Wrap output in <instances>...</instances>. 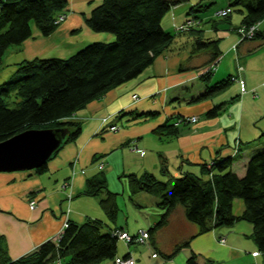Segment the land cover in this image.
Returning a JSON list of instances; mask_svg holds the SVG:
<instances>
[{
    "label": "crops",
    "instance_id": "obj_1",
    "mask_svg": "<svg viewBox=\"0 0 264 264\" xmlns=\"http://www.w3.org/2000/svg\"><path fill=\"white\" fill-rule=\"evenodd\" d=\"M101 2L67 0L65 8L59 12L66 15L65 19L48 35H43L33 26L31 37L9 46L4 52L0 83L15 73L22 60L66 57L89 42L111 40L114 37L112 33L95 31L87 24L92 9ZM208 2L203 1L205 4ZM215 2L219 6L211 15L228 8V0ZM173 7L171 22L167 13L162 19L166 30H178V26L190 18L199 23L195 26L197 28H202L201 23L205 21L212 22L210 18L206 19L207 13L187 18L191 6L189 10L182 3ZM229 21L238 36L226 33L229 41L225 46L227 53L223 56L221 53L217 66H213V73L215 77L224 78L231 74L243 79L245 91L237 80L236 90L226 96L189 103V96L205 88L203 80L201 87L194 86V83L209 66V55L204 51L193 52L192 36L179 32L183 35L178 39L176 35L173 44L138 76L111 88L70 116L82 123V131L47 162L45 171H0V234L11 258L25 255L44 240L56 239L66 215L78 223L89 217L99 218L106 222L104 231L120 229L131 234L155 224L162 213L157 205L158 195L146 191L132 193L127 179L121 177L124 173L150 171L165 179L161 172V161L165 159L174 176L184 171L201 174L202 163L210 165L215 157L227 155L238 156L232 168L239 175L244 173L245 164L253 152L245 151L244 145L251 147L254 144V148L264 135V45L257 39H241L237 29L240 15L236 17L231 11ZM234 21L239 24H234ZM214 24L216 29L225 28L218 19ZM257 29L264 31V19L258 23ZM220 50L222 52L221 47ZM256 54L262 59L256 60ZM225 56L228 62L223 66ZM237 94L240 96L229 103L228 100ZM224 101H228L225 109L217 116L205 115L213 105ZM129 110L134 114L148 110L160 113L156 117H134L127 113ZM120 111L123 113L118 115ZM171 116H175L174 122L178 120L177 116L186 118L178 123L179 133L156 135L153 131L155 126ZM192 116L198 117L194 123L189 120ZM103 117L107 119L103 120ZM112 124H117L118 128L110 129ZM246 141L249 142L244 144ZM234 145L237 151H234ZM101 170L106 174L109 188L118 193L119 211L114 222L108 219L101 206L100 195L83 193L87 178ZM31 199L37 202L33 208L29 206ZM242 209V203L236 200L235 210L239 213ZM251 232V223L238 221L233 226L199 233L198 225L187 219L184 208L177 205L169 213L167 221L148 237L144 246L136 242L127 243L120 238L122 248H117V257L129 255L134 258L132 264H187V257L194 251L199 254L202 264L206 257L218 264H264V253H253L257 245ZM185 241L189 244L176 250ZM166 254L172 256L167 257ZM53 264L63 263L58 260ZM99 264H115V259L109 258Z\"/></svg>",
    "mask_w": 264,
    "mask_h": 264
},
{
    "label": "trees",
    "instance_id": "obj_2",
    "mask_svg": "<svg viewBox=\"0 0 264 264\" xmlns=\"http://www.w3.org/2000/svg\"><path fill=\"white\" fill-rule=\"evenodd\" d=\"M184 1L102 0L92 9L87 24L95 31L112 33L111 40L89 42L66 57H34L19 62L15 73L0 83V141L31 128H64L66 135L60 148L75 140L82 131V123L70 116L111 88L138 76L156 56L173 44L177 33L166 30L162 19L173 6ZM203 1L209 2L205 4ZM215 1L199 0L197 9L191 6L189 13L205 10ZM66 4L67 0H0V65L9 46L20 44L33 35V26L43 35L52 33L59 25L56 17ZM228 4L230 11L224 16L229 20L232 10L242 13L241 28L257 26L264 19V0H228ZM218 11L210 18L214 27V15ZM203 31L195 26L190 28L192 51L206 52L209 55L207 64H213L222 53L220 38L206 37ZM250 39L260 40L264 45V31L257 29ZM212 74L213 67L210 66L199 75V79L205 81V88L191 95L188 102H199L224 91L235 78L228 74L209 84L206 81ZM239 96H232L229 103ZM228 101L216 103L205 115L217 116ZM121 113L123 111L118 115ZM127 113L134 117H156L160 111L134 114L129 110ZM174 118L171 116L159 123L153 129L154 133L160 137L178 134L180 126L176 122L186 118L177 116L175 122ZM256 149L246 162L242 175L232 168L237 155L217 156L210 165L202 163L201 174L184 171L174 176L165 159L161 161L165 179L150 171L122 174L132 193L146 191L159 197L157 205L162 213L160 219L146 229L149 236H153L167 221L169 213L181 205L187 219L198 225L199 233L233 226L241 220L250 222L256 251L264 253V146ZM47 162L35 171H45ZM83 193L100 195L108 219L116 220L118 193L109 188L103 170L87 178ZM236 200H242L243 209L239 213L235 210ZM105 225L106 222L99 218L89 217L81 223L69 219L58 238L44 240L18 258L8 255L1 235L0 264H53L58 260L63 264H99L109 258L115 259L120 238L113 233L114 229L104 231ZM187 244L189 241L179 244L176 250ZM186 263L202 264L199 254L194 251ZM204 264L218 263L206 257Z\"/></svg>",
    "mask_w": 264,
    "mask_h": 264
},
{
    "label": "water",
    "instance_id": "obj_3",
    "mask_svg": "<svg viewBox=\"0 0 264 264\" xmlns=\"http://www.w3.org/2000/svg\"><path fill=\"white\" fill-rule=\"evenodd\" d=\"M65 135L64 128H31L0 141V171L39 167L58 153Z\"/></svg>",
    "mask_w": 264,
    "mask_h": 264
},
{
    "label": "rangeland",
    "instance_id": "obj_4",
    "mask_svg": "<svg viewBox=\"0 0 264 264\" xmlns=\"http://www.w3.org/2000/svg\"><path fill=\"white\" fill-rule=\"evenodd\" d=\"M197 2H199V0H197ZM197 2L196 3H194L193 1H190V0H186V1H184V2H182V6H187V8H188V10H189V8H190V6H195V9H197V7H198V5H197ZM179 4H181V3H179ZM178 5V4H177ZM217 6H219V3L218 2H215V3H213V4H211L209 7H207L205 10H200V11H193V12H190V13H188L187 15H186V17L187 18H190V17H193L194 16V14H196V15H198V16H203V15H205L206 13L208 14V17L206 18V19H209V18H211L212 17V15H211V13L217 8ZM174 8V7H173ZM171 9L169 10V11H167V14L166 15H168V17H169V22H171ZM64 14V13H63ZM232 15H235L236 17H239V15H240V17L242 18V13L240 14V12L239 11H237V10H232ZM61 15H59L58 17H60ZM65 17H66V15L64 14L60 19H58L57 21H58V23L60 24L64 19H65ZM191 19V18H190ZM216 19H218V21H220L224 26H225V28L224 29H216V28H214V26H213V24H212V22L211 21H205V22H203V23H201V25H202V28H203V32H204V35L206 36V37H210V38H216L217 36H222L223 35V33H225V35H223L222 36V38H220L219 39V46L222 48V56L223 55H225L226 53H227V50H226V48H225V46H227L226 44L229 42L228 41V38H226L225 36H226V33H232L233 34V36H238V33H237V30L236 29H234V28H232L233 27V25L230 23V21L228 20V19H226V17L223 15V16H221V15H217V17H216ZM188 19H186L184 22H183V24L184 23H186V21H187ZM195 20V19H194ZM237 22V25L239 24L238 23V21H234V24ZM196 21H194V23H186L185 24V28H183V30H182V32H184L185 34H189V30H190V28H192L193 26H196L197 24H199L198 22L196 23ZM233 23V22H232ZM190 25V26H189ZM224 26H222L221 24H220V27H224ZM173 30H171L172 32H175V33H177V39L178 38H180L183 34L181 33V34H179L178 32H177V30H175L174 28H172ZM239 32V31H238ZM240 34V33H239ZM229 35V34H228ZM240 36V35H239ZM222 46H224V48L222 47ZM263 49H264V46H263ZM257 55H259V54H256V56ZM200 56L202 57V54H200ZM258 59H262L261 57H259V56H257V58H256V60H258ZM226 62H228V57H226L225 56V58H224V60L222 61V65L224 66L225 64H226ZM218 64H219V62H217ZM221 63V62H220ZM204 66H205V64H204ZM215 66H217V64H215ZM215 73V72H214ZM214 73H213V75H212V78L210 79V81H208V83L209 84H211V83H213L215 80H217V79H219V78H222V77H215L214 76ZM202 82L203 81H201V79H198L197 80V82H195L194 83V86H196V87H201L203 84H202ZM204 83V82H203ZM190 86L192 87L193 85H191L190 84ZM238 87V81H237V79H235L234 81H232L231 82V84L229 85V87L227 88V89H225L224 91H222V92H219V93H217V94H215V95H213L212 97L213 98H216V97H219L220 95H223V96H226V95H228L229 94V92H231V91H233V90H236L235 88H237ZM202 91V90H201ZM136 95H134V97H135ZM190 97V96H189ZM177 101V100H176ZM190 103V102H189ZM193 103H195V102H192V104ZM197 103V102H196ZM195 103V104H196ZM175 105L177 106L178 105V103H175ZM184 106H186V104H184ZM105 119H107V117H103V120H105ZM197 119H198V117H197ZM189 121V120H188ZM190 121L192 122V123H194V122H196L195 120H192V119H190ZM181 122V121H180ZM176 124H177V122H176ZM118 127V126H117ZM261 143L260 144H258V145H255V147L254 148H252V146H254V144H252V146L251 147H246L245 145H244V147L247 149H245V148H243L245 151H257V149H255V148H257V146H260V147H262V145L264 144V135L263 136H261ZM259 140H257V141H255L254 143H257ZM251 142V141H250ZM251 143H253V142H251ZM245 144V143H244ZM264 146V145H263ZM234 148H236V146L234 145ZM233 148V149H234ZM235 161H236V159H235ZM237 168H240V166H237ZM10 172V171H9ZM240 201H242V200H240ZM32 202H34V204L36 205L37 204V202H36V200H34V199H31V200H29V206L31 207V208H33L32 207ZM35 207V206H34ZM66 217H67V215H66ZM66 217H65V219H66ZM65 219L63 220V223H62V227L64 226V223H65ZM241 221H243V222H247V223H250V222H248V221H246V220H241ZM62 229V228H61ZM61 229H60V231H59V233L61 232ZM223 238H221V240H222ZM223 241V240H222ZM144 243H139L138 245H141V246H144L143 245ZM122 248V242L121 241H118V250L119 249H121ZM257 249V248H256ZM263 254V253H262Z\"/></svg>",
    "mask_w": 264,
    "mask_h": 264
},
{
    "label": "built area",
    "instance_id": "obj_5",
    "mask_svg": "<svg viewBox=\"0 0 264 264\" xmlns=\"http://www.w3.org/2000/svg\"><path fill=\"white\" fill-rule=\"evenodd\" d=\"M229 11H230L229 8H226V9H223V10L218 11L217 14L218 15H226V14L229 13ZM59 15H61V16L58 17ZM63 15H64L63 13L58 14L57 17H56V21L58 19H60ZM188 22L192 24V23H194V20L193 19H188L186 21V23H188ZM186 23H184V24L182 23L181 25L178 26L177 29L178 30H183V28H185V24ZM253 27H254V25L250 28V30H249L250 33L252 32ZM238 31L240 33L241 39H243V38H250L245 33L244 28L239 27L238 28ZM235 79H237L240 82L242 91H245V82H244V80L243 79H240V78H237V77H235ZM190 119L196 121L197 120V116H192V117H190ZM109 128L112 129V130H116L118 127H117V124H112V125H110ZM33 203L34 202H32V204H31L32 207H33ZM113 233L116 234L119 238L124 239L126 241H130V239L132 237L133 238H136L139 243L146 242L147 239H148V237H149L148 231L146 229H140L137 233H134V234H131L128 231H125V230L114 229L113 230ZM222 240L224 241V238ZM133 262H134V258L131 257V256L130 257H127V258L126 257H116L115 258V264H132Z\"/></svg>",
    "mask_w": 264,
    "mask_h": 264
},
{
    "label": "bare ground",
    "instance_id": "obj_6",
    "mask_svg": "<svg viewBox=\"0 0 264 264\" xmlns=\"http://www.w3.org/2000/svg\"><path fill=\"white\" fill-rule=\"evenodd\" d=\"M217 17V14L215 13V15H214V18H216ZM252 26H250V27H246V28H244V31H245V33L247 34V36H249V37H253L254 35H255V32H256V30H257V26L256 25H254V27H253V29H252V32L250 33L249 32V30H250V28H251ZM239 28V27H238ZM237 28V29H238ZM157 57V56H156ZM155 60V59H154ZM206 64V63H205ZM216 64V62L215 63H213V64H208L209 66L207 67V69L210 67V66H214ZM204 65V64H203ZM207 65V64H206ZM234 80H235V78H234ZM182 121H184V120H182ZM180 121H177V123H179ZM56 134H57V136H60V133L59 132H56ZM65 145V144H64ZM63 145V146H64ZM62 146V147H63ZM61 147V148H62ZM60 148V149H61ZM35 169V168H34ZM34 169H26V170H34ZM26 170H13V171H26ZM35 206V204L33 203V207ZM68 217H66V219H65V223H64V226L63 227H61L62 229H61V232L64 230V228L68 225ZM67 223V224H66ZM66 224V225H65ZM61 232L60 233H58V235H57V238L60 236V234H61ZM137 233V232H136ZM0 237H1V234H0ZM126 241V240H125ZM127 243H132V242H136V243H139L138 241H137V239L136 238H131L130 239V241H126ZM257 252V253H256ZM254 254L256 253V254H258V253H262V252H259V251H254L253 252Z\"/></svg>",
    "mask_w": 264,
    "mask_h": 264
}]
</instances>
